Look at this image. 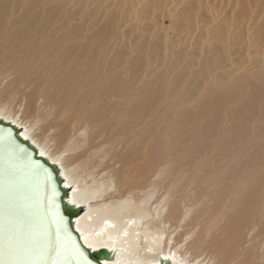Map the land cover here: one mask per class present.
Wrapping results in <instances>:
<instances>
[{"label": "bare ground", "instance_id": "1", "mask_svg": "<svg viewBox=\"0 0 264 264\" xmlns=\"http://www.w3.org/2000/svg\"><path fill=\"white\" fill-rule=\"evenodd\" d=\"M80 4L0 0V118L56 165L84 244L104 264H264V70L246 66L264 38L223 17L218 55L251 59L233 58L232 78L204 62L203 89L183 95L197 77L174 64L145 80L153 59L140 49L131 68L114 19L91 32Z\"/></svg>", "mask_w": 264, "mask_h": 264}, {"label": "rangeland", "instance_id": "2", "mask_svg": "<svg viewBox=\"0 0 264 264\" xmlns=\"http://www.w3.org/2000/svg\"><path fill=\"white\" fill-rule=\"evenodd\" d=\"M80 1L85 6L80 4L72 7L73 11H78L83 19L87 18L86 16L97 17L94 24L88 23L89 31H97L101 25L108 22L110 17L114 19L115 27L111 30L117 35L121 34L118 36H123L120 42L112 41L118 58L125 52L123 59L129 60L128 65L133 68L138 62L136 54L142 49L145 57L149 56L153 59L151 68L149 67L144 75L145 80L155 79V74L161 72L163 67L172 69L174 64H178L177 72L187 73L186 77H197L198 79L190 86L183 83V95L184 92L196 95L198 89H203L199 87L202 85L200 71L205 68L203 66L205 63H209L206 73L209 79L221 73L232 78L238 73L231 74V71L236 69V64L230 61L243 56L246 60L251 59L248 52L237 48L236 44H226L225 53L218 55L211 37L213 31L221 26L223 17L228 19H225L228 25L236 21L235 15L239 16L243 13L245 19H249V21L244 20L243 24L247 25L250 22L256 37L264 38V0H176L166 6L158 5L154 0H139L122 6L116 5V2L111 0ZM234 28L233 26L232 29L236 31ZM260 48L261 46H257L253 60L251 63L246 61V66L252 68L255 66L256 70L262 73L264 51L258 53ZM217 57L218 62L211 63ZM227 58L229 59L224 62ZM140 61L144 62V60ZM175 75L176 72L172 70L171 81ZM221 87L227 88V85ZM180 97L182 98V95ZM182 100L187 104L184 105L181 101L183 107H179L180 111L196 108L200 101L198 97L195 100Z\"/></svg>", "mask_w": 264, "mask_h": 264}, {"label": "water", "instance_id": "3", "mask_svg": "<svg viewBox=\"0 0 264 264\" xmlns=\"http://www.w3.org/2000/svg\"><path fill=\"white\" fill-rule=\"evenodd\" d=\"M67 189L56 165L0 118V242L9 247L43 250L59 242L66 264H104L108 250L91 251L74 219L79 210L67 203ZM53 258H56L55 256Z\"/></svg>", "mask_w": 264, "mask_h": 264}, {"label": "snow or ice", "instance_id": "4", "mask_svg": "<svg viewBox=\"0 0 264 264\" xmlns=\"http://www.w3.org/2000/svg\"><path fill=\"white\" fill-rule=\"evenodd\" d=\"M5 254L3 244L0 242V264H66L59 259L61 256L59 242L43 250L9 247L7 255L10 258L4 259ZM54 256L56 258H53Z\"/></svg>", "mask_w": 264, "mask_h": 264}]
</instances>
